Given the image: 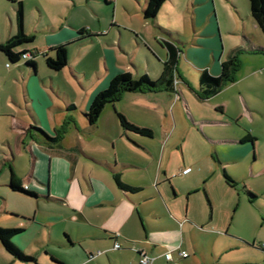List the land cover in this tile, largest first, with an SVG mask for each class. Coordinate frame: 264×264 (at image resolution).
Wrapping results in <instances>:
<instances>
[{
	"label": "crops",
	"instance_id": "crops-1",
	"mask_svg": "<svg viewBox=\"0 0 264 264\" xmlns=\"http://www.w3.org/2000/svg\"><path fill=\"white\" fill-rule=\"evenodd\" d=\"M103 1L106 3L105 0ZM145 1L138 3L140 12ZM162 4L154 19L146 21L157 30L160 42L166 40L176 47L174 75L178 62L182 59L195 76L198 95L200 71L205 69L210 75H217L220 62L234 53L239 60V66L254 64L247 74L254 75L257 69L264 71V54L262 53L264 52V35L250 16L248 3L245 4L244 9L242 6L240 11H236L240 26L235 25L230 29L220 27L219 17L217 14L214 17L210 0L195 2L190 6L189 24L196 37L192 48L185 47L182 50L183 41H175L177 39L171 37V33L176 28L170 26L169 22L166 27L157 24ZM79 29L81 28L76 29L73 39L68 42L64 41L66 37L70 40L71 33L62 28L57 35L50 36V41L45 47H28L30 41L12 50L14 52L39 50L52 56V51L47 49L60 45L62 42L66 44V48L71 45L80 47L89 43H102L99 40L101 34H90L95 36L89 39L84 37L79 42H75ZM15 32L16 25L15 31L10 30L5 39ZM233 32L239 37L235 42L224 43L222 40L221 43L219 34ZM24 33L28 34L26 31ZM198 36H203V40L198 41ZM5 39L1 41L0 37V43ZM136 42L143 49L146 69L158 70L154 72L158 77L162 62L166 58L164 46L161 43L159 45L161 51L157 52L142 40L137 39ZM125 49V45L118 41V53H124ZM105 51L106 48H103V52ZM41 61L49 73L56 72L44 65L42 57ZM2 62L5 66L6 57L0 51L1 66ZM19 62L20 59L5 68L14 66L22 73L21 96L28 122H14L17 133L16 142L12 145L7 144L12 159L21 152L26 153L28 168L21 175L11 168L9 171L11 170L21 184L34 195L11 191L7 185L9 174L3 177L0 184L9 193L31 198L37 209L31 215L30 213H25L24 216L11 214L17 216L19 220L10 225L20 228V231L15 234L17 236L13 235L11 240L16 246L22 248L24 254L31 256L33 261H17L5 252L9 258L6 264H139L138 258L141 254L152 258L150 264H255L253 261H235L237 256L224 257L232 249L225 245L226 241H224L227 239L225 237L228 231L227 223L214 217L213 211L211 212L215 204V199L211 196V188L216 186L224 189L223 182L233 187L234 182L230 184L223 177V173L226 174L227 170L223 166L230 164L228 162L240 160L242 154L248 153L247 146L240 149L236 144L251 141L244 139L246 133L251 135L250 131L243 129L241 134L212 140L229 144V148L232 149L229 157L216 153V156L211 155L209 159L205 157L191 160L190 156H185L182 152V138L171 136V133L166 134L167 131L161 128V122H157L155 131L148 125H142L151 131L148 137L122 131L119 122L92 124L86 122L84 112L96 91L80 112L81 122H69L72 113H61V115L55 113V125H51L52 131L56 130L55 127L63 126V133L56 142H50L38 131L30 128V125H36L41 117L46 121V112L47 114L50 112L49 108H46L45 112L43 106L39 112L37 103L30 94V88L36 85V64L33 70L32 67L24 63L20 65ZM105 62L104 67L109 64L106 62L105 65ZM128 62L133 69L136 63L135 58L129 56ZM69 70L72 76L83 75V72H76L71 67ZM120 71L112 66L105 67L107 75L102 88L107 85L113 75ZM6 74L14 76L10 70ZM175 81L174 76L173 92L159 90L123 93L117 101L106 104L102 111L107 107H113L114 103L134 93L142 96L139 101H136V107L144 113H156L158 104H163V96L160 93L166 95L165 99H174L172 106L181 100L186 108L185 92L176 86ZM48 87L60 101L64 102L66 110L74 112V106L69 105L67 96L62 92L60 85L52 81L51 76ZM8 97L10 101H13L11 93ZM243 105L248 112L252 111L245 102ZM216 112L225 117L222 108L219 107ZM220 116L216 122L232 121L231 116H226L227 120H223ZM202 122L212 121L204 119ZM40 129L49 135L44 129ZM177 149L181 150L179 157ZM184 168H189V171L181 173ZM113 175H117L121 183L136 187L138 190L127 192L119 189ZM210 179L214 181L212 186L209 185ZM200 192L205 202L207 200V215L200 203ZM0 194H2L1 191ZM40 198L46 205L38 209ZM207 239L211 240L209 248L205 244ZM114 242L118 243V248H113ZM259 246L255 244L257 249H261ZM178 250L186 251L187 255L180 257L177 254ZM191 251L195 256H191ZM167 252H170L171 260L164 258ZM208 255L212 259H208Z\"/></svg>",
	"mask_w": 264,
	"mask_h": 264
},
{
	"label": "rangeland",
	"instance_id": "rangeland-1",
	"mask_svg": "<svg viewBox=\"0 0 264 264\" xmlns=\"http://www.w3.org/2000/svg\"><path fill=\"white\" fill-rule=\"evenodd\" d=\"M197 1L166 0L158 13L157 24L159 26L166 27L170 23V26L176 28L171 33V37L176 38L175 41H183V47L179 45L182 47L181 50L185 47H193V40L196 36L193 35L189 24V13L190 6ZM22 2L23 30L28 33L27 35L32 36L28 47L47 46L50 36L57 35L62 28L71 33L70 40H67L66 37L64 42L73 39L77 28H81L85 32L78 37H85L86 33L101 34L99 40L102 43L95 42L80 47L75 45L67 47L68 64L60 71L49 73L43 67L39 55L31 57V60L36 64V85H32L30 94L33 95L39 112H41L42 106L45 108V112L46 108H49L50 112L49 114L46 112V121L41 117L36 125H29L44 129L49 133V135L46 134L49 138L54 136L51 125H55V113L59 115L72 113L69 122H81L80 112L88 104L91 95L99 89H103L104 78L107 75L105 67L112 66L117 70L129 72L132 77L145 74L151 80L156 78L154 72L158 70L146 69L143 49L136 44L139 39L154 51H161L157 30L142 19L138 4L142 0H105L106 3L103 0H22ZM210 2L214 17L215 14L219 17L220 27L231 29L235 25L240 26L237 12L242 6L244 9L245 4L247 5L246 0H210ZM185 18L187 19L185 20ZM10 26L11 28H9ZM9 29L15 31V10L9 0H0L1 41L8 35ZM133 35L137 37L135 38ZM219 37L221 43L222 40L224 43H232L239 38L234 32L219 34ZM203 38V36L197 37L198 41ZM118 41L125 45L124 53H118ZM106 45L109 46L106 47ZM198 47L200 48V46ZM103 48H106L105 52H103ZM129 56L135 58L136 63L133 69L128 62ZM105 61L109 63L108 66ZM104 62L105 67L103 66ZM19 63L22 65L24 60L20 58ZM252 66L254 64H242L235 72L231 83L224 85L214 95L203 98L197 93L193 72L180 59L174 76L176 86L185 92L186 108L181 100L172 106L174 99H169V101L165 99L164 93H160L163 96V104H158L156 113H144L136 107V101H139L142 96L134 93L124 98L125 100L114 103L113 107H107L101 111L96 122H118L117 113H120L132 125L137 127L148 125L153 131L157 129V122H161V128L167 131L166 134L171 133V136L182 138V152L185 156H190L191 160L204 159L205 157L209 159L211 155L216 156V153L229 157L232 152L229 144L212 140L241 134L243 129L250 131L253 137L251 141H242L236 144L240 149L247 146L248 153L242 154L240 160L228 162L230 164L223 166L227 169L226 174L234 182L233 187L224 183V179L220 175L225 185L224 189L216 186L211 188V196L215 199L211 212L213 211L214 217L220 218L225 224L227 223L228 231L225 233L227 239L224 241H226L225 245L232 249L224 255L225 258L237 256L235 261L246 260L253 261L255 264H264V252L255 247V244H264V71L257 69L254 75L247 74ZM69 67L76 72H83V75L72 76ZM8 70L14 76L6 74ZM0 73L1 183L3 177L9 174V168L18 172L19 175L27 171L28 157L26 153L21 152L12 159L7 143L12 145L16 142L17 133L14 122H28V118L21 96V71L14 66L6 69L2 62ZM50 76L54 83L60 85L62 92L70 101L69 105L74 106V112L66 110L64 102L49 90ZM9 93L13 95V101L9 100ZM243 102L252 109L251 112L245 109ZM219 107L223 109L225 117L216 112ZM219 116L223 120H227L226 116H231L232 121L216 122ZM204 119L212 122H202ZM166 122L168 123L166 124ZM55 128L58 130V127ZM176 152L179 157L181 150L177 149ZM199 165L201 166V164ZM213 182V180L209 181V185L212 186ZM243 187L255 196L252 202L247 201ZM0 191L2 193L0 194V227H11L10 225L19 220L17 216H24L25 213L31 215L37 209L34 201L29 197L9 193L1 184ZM200 199L205 215H207L208 206L201 192ZM194 202L197 204L196 200ZM44 205L46 204L40 198L38 209ZM11 242L15 243L13 240ZM210 242L209 239L205 241L208 248ZM16 247L24 253L22 248ZM191 256H195L192 251ZM208 259H212V257L208 255ZM8 260L9 258L0 245V264H6Z\"/></svg>",
	"mask_w": 264,
	"mask_h": 264
},
{
	"label": "trees",
	"instance_id": "trees-1",
	"mask_svg": "<svg viewBox=\"0 0 264 264\" xmlns=\"http://www.w3.org/2000/svg\"><path fill=\"white\" fill-rule=\"evenodd\" d=\"M163 1L164 0H146L141 11L142 18L145 20H153ZM246 1L248 3L250 16L264 35V0ZM9 2L13 5L15 10L16 32L6 38L4 42L0 43V51L6 57V63L8 65L17 62L20 59V55L27 52L23 50L14 52L12 49L32 40V36L25 34L23 31L22 0H9ZM83 33H85L83 29L77 30V35H81ZM92 36L95 35L86 33L85 38L89 39ZM82 38L84 37H77L75 39V42H79ZM161 43L166 50V58L162 62V69L159 76L154 80H151L145 74H141L137 77H132L129 72H117L109 79L107 85L103 89L97 91L93 95L87 109L84 112V118L86 122H88L89 124L96 122L103 107L106 104L120 99L123 93H145L155 92L159 90L169 92L174 91V65L176 62V47L166 40H161ZM47 50L52 51V56L47 55L45 51L39 50L30 51L29 54L31 56H41L43 58L44 65L53 71H59L63 66L66 65V44H60L48 48ZM262 53L264 54V52ZM23 60L25 65L32 67L33 70L35 69V63L33 60H31V58ZM238 66L239 60L234 53L226 60L220 62V69L217 75L212 76L205 69H202L198 76L199 96H211L218 92L223 85L233 81L234 74L237 71ZM116 116L122 131L133 132L147 137L151 135V131L149 129L132 125L131 123L127 122L126 119L119 113H117ZM30 128L38 131L44 136L46 140L50 142H56L63 133V126H60L58 130H54V136L49 138L41 129L31 126ZM244 139L252 140L253 137L250 134L246 133ZM223 177L228 183H233V181L225 173H223ZM113 179L117 187L123 191L135 192L138 190L136 187H131L121 183L117 175H113ZM7 185L11 191L20 192L30 196L34 195L31 191L27 190V188L21 184L19 179L15 177L11 170L9 171V179ZM242 189L246 193L247 201L252 202L255 196L246 188L243 187ZM19 231L20 228L18 227H0V245L6 253H8L13 259L17 261H33V258L31 256L24 254L11 242L12 236Z\"/></svg>",
	"mask_w": 264,
	"mask_h": 264
},
{
	"label": "built area",
	"instance_id": "built-area-1",
	"mask_svg": "<svg viewBox=\"0 0 264 264\" xmlns=\"http://www.w3.org/2000/svg\"><path fill=\"white\" fill-rule=\"evenodd\" d=\"M32 56L29 54V52H25L23 54L20 55V58L22 59H28V58H31ZM8 64L6 63L5 66H7ZM189 171V168H184L181 170V173H186ZM119 245L117 242H114L113 243V248H118ZM263 251H264V244H260L259 246ZM177 254L180 256V257H185L187 255L186 251L184 250H178L177 251ZM164 258L166 260H171V254L170 252H167L164 254ZM152 258L149 257V256H146L144 254H141V256L138 258V263L139 264H150Z\"/></svg>",
	"mask_w": 264,
	"mask_h": 264
}]
</instances>
